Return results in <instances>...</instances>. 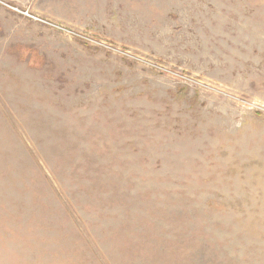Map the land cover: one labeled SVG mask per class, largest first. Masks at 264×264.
<instances>
[{
	"label": "rangeland",
	"instance_id": "374dc122",
	"mask_svg": "<svg viewBox=\"0 0 264 264\" xmlns=\"http://www.w3.org/2000/svg\"><path fill=\"white\" fill-rule=\"evenodd\" d=\"M0 264H264V0H0Z\"/></svg>",
	"mask_w": 264,
	"mask_h": 264
},
{
	"label": "built area",
	"instance_id": "2783aa9c",
	"mask_svg": "<svg viewBox=\"0 0 264 264\" xmlns=\"http://www.w3.org/2000/svg\"><path fill=\"white\" fill-rule=\"evenodd\" d=\"M57 28L67 32V34H70V35H75V36H81V34H79L78 32H76L75 30H72V29H68V28H64V27H58L56 26ZM82 37V36H81ZM86 40H89L87 38H85ZM89 42H92L91 40H89Z\"/></svg>",
	"mask_w": 264,
	"mask_h": 264
}]
</instances>
